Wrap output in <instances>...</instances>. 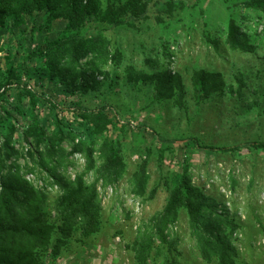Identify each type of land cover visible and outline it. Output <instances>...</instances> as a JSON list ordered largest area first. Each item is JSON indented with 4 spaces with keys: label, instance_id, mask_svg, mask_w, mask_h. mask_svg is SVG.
<instances>
[{
    "label": "rangeland",
    "instance_id": "rangeland-1",
    "mask_svg": "<svg viewBox=\"0 0 264 264\" xmlns=\"http://www.w3.org/2000/svg\"><path fill=\"white\" fill-rule=\"evenodd\" d=\"M246 1L151 0L143 16L118 24L110 20L111 0H100L101 17H88L75 32L45 11L0 24V161L12 152L6 140L14 150L3 172L17 169L46 194L43 210L51 221L61 191L40 166L41 152L66 179L83 173L101 206L97 232L82 236L76 229L58 255L39 252V264H134L132 243L153 236L152 223L185 166L215 206V222L234 248L233 263L264 264V148L255 147L264 140V12ZM230 19L252 51L229 47ZM75 34L101 41L81 62L102 72L99 88L85 94L51 78L48 57L40 55L51 41ZM117 52L118 62L111 57ZM58 58L69 62L66 55ZM195 70L219 72L224 88L200 99L191 80ZM162 71L180 75L182 97L156 98L153 82L128 77ZM35 124L52 144L37 147L26 138ZM75 143L93 148L94 169L86 170L83 152L69 154ZM110 147L123 163L115 182L97 172ZM164 232L165 242L154 237L148 264H218L216 254L208 260L202 255L201 232L184 207Z\"/></svg>",
    "mask_w": 264,
    "mask_h": 264
},
{
    "label": "trees",
    "instance_id": "trees-1",
    "mask_svg": "<svg viewBox=\"0 0 264 264\" xmlns=\"http://www.w3.org/2000/svg\"><path fill=\"white\" fill-rule=\"evenodd\" d=\"M149 1L151 0H111L110 5L115 6V10L112 11L110 20L119 24L125 23V18L129 16L140 18L145 14ZM245 5L264 12V0H248ZM41 11H45L51 19L64 21L66 29L75 32L84 25L88 17H101V3L100 0H0V24L6 19L17 21L23 16ZM226 41L232 49L246 52L253 49L245 33L233 19L228 21ZM99 43V37L86 38L77 34L59 37L51 41L47 50L40 52V55L48 57L46 64L51 78H57L71 93L77 91L85 94L100 86L97 75L102 72L81 64L83 59L100 47ZM50 48L53 50L50 51ZM58 54L66 55L68 64L62 62ZM111 57L116 62L120 59L118 52ZM128 77L153 82L156 98H168L175 94L182 97L185 94L182 79L175 72L162 71L149 75L129 72ZM191 80L194 92L200 99L208 98L225 86L219 72L195 70ZM25 136H32L37 147L44 142L52 144L51 138L37 124L27 127ZM63 138L61 135L59 140ZM193 141L197 143L195 139ZM3 146L10 148L12 152H6L5 158L0 161V264H39V252L49 251L51 256L58 255L76 229L82 236L97 232L101 217L97 188L94 184L85 182L83 173H78L68 180L48 167L39 152L40 166L51 173L61 191L53 202L54 216L50 221L43 210L46 194L37 190L17 169L3 172L7 168L6 160L14 151L9 146V140H6ZM255 147L264 148V140L256 142ZM50 150V153H53L54 147L51 146ZM77 152L85 154L86 170L95 168L91 146L84 147L82 143H75L69 154ZM122 170L123 163L117 150L107 148L103 161L97 168L99 176L106 177L109 182H115ZM143 186L144 177H141L138 187ZM180 207L187 210L192 225L203 234H200V237L203 239L201 252L204 258L208 260L210 253H213L218 257V264H234V248L215 222V206L194 187L187 166L169 187L165 205L152 223L153 236L136 238L132 243L134 264H148L154 237L166 241L165 226L177 217Z\"/></svg>",
    "mask_w": 264,
    "mask_h": 264
}]
</instances>
